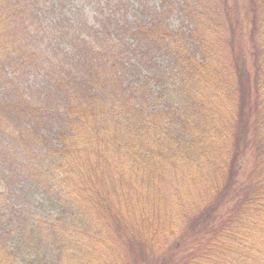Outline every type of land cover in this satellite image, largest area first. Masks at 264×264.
<instances>
[{
	"label": "trees",
	"instance_id": "trees-1",
	"mask_svg": "<svg viewBox=\"0 0 264 264\" xmlns=\"http://www.w3.org/2000/svg\"><path fill=\"white\" fill-rule=\"evenodd\" d=\"M25 1L0 0V264H264V0H179V26L177 0L141 25L58 0L48 69L52 1Z\"/></svg>",
	"mask_w": 264,
	"mask_h": 264
},
{
	"label": "rangeland",
	"instance_id": "rangeland-1",
	"mask_svg": "<svg viewBox=\"0 0 264 264\" xmlns=\"http://www.w3.org/2000/svg\"><path fill=\"white\" fill-rule=\"evenodd\" d=\"M51 1L53 3L50 2L49 5H45V6L41 5L40 6V7H43V8H41V11H45V14L42 12V15H39V16L34 15V16H31L29 19L30 28L32 29L31 35L33 37L37 36L39 39H38V42L36 44L30 45L28 48L31 49L32 51H35V50H39L41 47L42 54L44 55V57H43L44 66L47 69L49 67L48 63H47L48 58L50 56L54 57V55H55L54 52L49 51V49L52 47V44H50V43L54 42L52 40L53 37L51 34H47L48 32H52L53 24H51V23L41 24L40 22H42L43 17L40 20L38 19L41 16H45V15L46 16L48 15L50 17L54 16L53 19H51L52 22L56 18L55 15H59L62 20L66 17H70L76 21V19L78 17H81V21H83L84 23H87V24H88V22H91V25H93L94 23H97L96 20H94V17H96V14L101 13L103 15H106V12L110 13V12L114 11L112 6L115 3H119V2L121 3L122 1H124V3L129 5V6H130V4L133 5V7H130V9H129V11H130L129 13L136 14V10L138 11L137 19L140 18L139 25H141L142 23L149 21V19H147V18L150 15H152V16L155 15L157 8H159L161 6V3L164 0H141V2L138 3V7H136V5H135V0H104V1H100V0H73L74 2H72L71 4H68L66 6L65 10L62 12L63 14H66V17L60 15L61 12L58 14L50 13V11L52 10V6L54 5L57 8V5L59 3L58 0H51ZM132 2H133V4H132ZM230 4L238 7V10L240 9V13H243V14H245L244 13L245 8L248 9L246 7L245 0H230ZM25 5H26L27 9L32 10L33 7H32L31 3L26 2ZM191 5L194 6L193 4H191ZM180 7H183V5L179 0H177L172 7L173 13H175V15L172 17L173 20L171 19V17L169 19H166V21L170 22L171 26H177V25L179 26L181 23L178 19L179 15L176 13V12H179ZM71 15H73V16H71ZM128 19L134 21L133 19L130 18V16L128 17ZM38 21H40V22H38ZM76 24H77V26L79 25L78 23H76ZM196 25H197V23L192 21V27L194 28V30L196 28ZM126 27H128V26H126ZM129 27H130V25H129ZM35 31L36 32L40 31V32L35 33ZM91 32H93V34L89 35V37L92 39L95 35V32L92 30H91ZM206 33L207 32H205L204 35H200V37H198L199 35H196V36H197V38H199V40H201V42H206L205 37L208 36L209 38H212L211 33H207V34ZM106 35H108V33H106ZM45 38H47V39H45ZM213 38H215V36H213ZM213 38L208 41L209 47L216 46ZM44 40H46V41L44 43H42ZM39 41H41V42L39 43ZM112 45H113V43H111L108 40V43L106 45H104V46L100 45L98 47L99 48L103 47L102 50H104L106 53H108L107 51H108L109 47H112ZM245 51L248 54V50L245 49ZM62 59H63V54L56 57L55 60L53 61L51 68H50V71L55 69V67L57 65H59V61H61ZM48 80L49 79L46 78L45 81L47 82ZM5 140L8 141V139H6V136H3L0 138V141H5ZM253 162H254L253 158L251 157L250 154L244 158V160L242 162V171H241V176H240V182H243L244 179H246L247 175H249V173L252 169V166H253ZM221 214L224 215V210L221 212ZM196 232L197 231H195L194 233H196ZM192 235H194V234H192Z\"/></svg>",
	"mask_w": 264,
	"mask_h": 264
}]
</instances>
